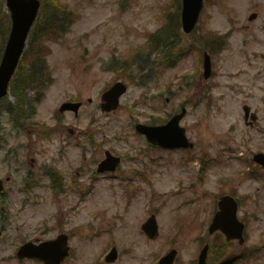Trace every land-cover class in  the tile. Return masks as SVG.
I'll return each mask as SVG.
<instances>
[{
  "label": "rangeland",
  "instance_id": "rangeland-1",
  "mask_svg": "<svg viewBox=\"0 0 264 264\" xmlns=\"http://www.w3.org/2000/svg\"><path fill=\"white\" fill-rule=\"evenodd\" d=\"M171 1L59 0L72 10L73 22L66 34L46 44L47 77L53 81L36 105L33 117L43 131L51 132L55 127V133L51 132L50 137L34 133L30 137L23 130L17 135L8 119L2 117L7 131L0 130L5 141L0 146V176L13 174L7 183V190H12L13 195L12 214L21 204L17 180L23 176L22 169L37 171L40 165H52L64 177L66 191L57 196L54 204L48 200L45 203L40 200L39 205L35 201L24 202L18 217L24 223L23 235L42 217L53 211L58 213L57 219L69 231L75 252L65 264L102 262L103 253L113 243L122 248L114 264H146L173 236L171 245L178 253L173 264H192L199 242L195 237L207 234L214 199L233 189L242 198L239 215L248 220L247 246L252 252V246L261 244L251 259L241 264H264V168H258L251 159L253 153L264 151V69L258 56L250 55L253 65L246 66L240 48L241 40L247 39L250 51L264 53V0H207L196 31L202 38L209 33L215 37L229 30L234 33L231 38L226 37L223 47L220 44L211 47L215 73L198 82L203 97L197 100L187 92L191 82L198 78V71L194 70L202 56L203 44L193 42L195 35L183 33L177 25V36L169 37L180 38L178 43L170 44L174 49L172 56L193 45L177 65L163 72L160 47L150 55L155 63L153 69L118 72L106 68L111 55H127L143 44L148 32L164 27L170 15L176 17L177 2ZM5 12L4 8L0 10V23ZM253 12L257 16L248 20ZM2 44L0 41V49ZM27 47L25 65L34 58L30 52L33 41ZM203 48L210 50V46ZM158 70L163 73L156 79ZM28 71L29 68L23 67L17 70V77L9 85L15 93H22L20 77L24 75L28 80ZM151 73L153 76L149 78L141 77ZM183 73L190 75L178 84ZM116 79L127 83V92L120 97L117 109L102 112L101 92ZM171 81L176 82L175 92ZM9 94V100H15L11 91ZM152 96L158 100H152ZM73 97L82 101L83 106L76 116L64 111L62 125L58 126L55 111L61 102ZM165 97H169L168 101ZM183 101L190 105L180 122L195 147L174 151L149 149L145 137L135 132L134 123H162ZM244 102L253 109L256 105L262 107L260 127L256 130L248 129L244 123L241 108ZM69 126L79 132L91 131L97 148L88 146L83 136L80 137L83 149L75 145L77 136H69ZM108 149L122 157L120 172L96 171V164ZM133 167L142 170L147 180L128 179L127 176L135 174ZM242 167L257 170L249 175L247 170L239 172ZM230 181L233 182L228 184ZM151 209L155 210L152 213H156L159 223V234L153 240L144 239L141 231ZM177 221L183 223L178 230ZM18 235L11 239L4 234L0 236V264H18L11 259ZM209 240L216 243L214 234ZM217 240L219 243L222 239ZM218 255L216 247L210 258Z\"/></svg>",
  "mask_w": 264,
  "mask_h": 264
},
{
  "label": "water",
  "instance_id": "water-1",
  "mask_svg": "<svg viewBox=\"0 0 264 264\" xmlns=\"http://www.w3.org/2000/svg\"><path fill=\"white\" fill-rule=\"evenodd\" d=\"M183 5L181 9V23L183 25V29L186 32H189L199 15V10L202 4V0H182ZM6 7L10 10L12 25L10 28V34L6 40L5 48L3 51V56L0 61V98L7 93V84L12 76L17 61L21 55V51L25 44V39L28 33V28L34 20V17L37 14L39 0H6ZM252 15L250 18H252ZM208 61V60H207ZM206 66V63H205ZM126 86L123 82L117 81L115 85L106 90V92L102 95V109L110 110L114 109L118 105V97L125 92ZM78 103L68 104L63 103L61 110L64 108H72L73 110H77ZM185 111L178 115H174L173 118L162 126H146L143 124L137 125V130L143 132L147 135L148 139L160 145H169V146H188L191 143H188L183 132V129L178 126V120L183 116ZM261 156V155H259ZM263 156V155H262ZM107 159L103 160L99 169L102 168H113L116 163L119 161V158L111 156L107 153ZM232 199V198H231ZM230 199V200H231ZM229 199H221L220 207L222 208L221 213L223 215L218 216L215 214L213 216V220L210 223L209 231L210 233L215 231L216 229H231L233 226L237 228H241L240 225H235V202L232 200V203L228 202ZM224 206H228L224 207ZM223 219H226L228 223H225ZM144 229L151 235L156 236L157 232V224L154 221V217L149 218L145 225ZM228 235V230H226ZM54 243V241H50ZM53 245V244H51ZM207 246H204L201 250V255L199 257V264H207L205 262ZM46 249H44V252ZM64 253V252H63ZM175 256V250H171L166 257L161 259V262L164 264H171L173 257ZM231 262L228 260H223L220 264H225Z\"/></svg>",
  "mask_w": 264,
  "mask_h": 264
},
{
  "label": "flooded vegetation",
  "instance_id": "flooded-vegetation-1",
  "mask_svg": "<svg viewBox=\"0 0 264 264\" xmlns=\"http://www.w3.org/2000/svg\"><path fill=\"white\" fill-rule=\"evenodd\" d=\"M246 45H247V43L241 42L240 48L241 49L246 48ZM261 57H263V54H261ZM262 61H264V57L262 58ZM255 109H256L258 119H257V121L254 122V124L248 125V126H250V127L254 126V129H258L259 128V122H260L259 113L262 110V107L260 105H256ZM33 169H32V171L27 170L24 172V175L22 176V183L20 184L19 191L26 192V191L33 189L36 191V193L40 194L41 200L47 199L48 197L52 198V195H54V194L51 193V186H50V182H49L48 173L41 170L40 175H39L40 180L35 181V179H39V177L37 176V172ZM7 177H9L8 180L6 179V181L8 182L11 180V176H7ZM25 181H28V183H26ZM1 195L3 196V200L5 201L6 204L2 203V205H0V236H2L3 234H5V235L12 234V236H13L14 234L18 233L22 229V227L16 223L15 215H13V217H11L10 205H11V198L13 195L10 194V190H3L1 192ZM47 232L49 234L48 238H55L56 236H58V234L61 232L59 223L58 222L52 223L51 228L46 227L44 230H41L38 227H35V229H33L30 234L25 235V238L22 239L20 241V243L25 242V240H31L35 243L39 242L41 240H45V238L43 236ZM218 237L222 238L221 235H218ZM244 241H245V236H244V240L241 242L240 241L238 242V240L225 241L224 244L227 245L228 253L227 254L222 253L221 258H223V256H230V255H233L235 253H240L241 258L238 261L234 262V264H239V262L245 261V259L247 257L248 258L251 257L250 246H245ZM222 243H223V240H221L217 245L218 248L221 250H222V245H224ZM234 244L237 245L238 247H234ZM15 260H17V262L20 264L26 263V262H31V261L36 262L38 264H43V262L39 259L15 258Z\"/></svg>",
  "mask_w": 264,
  "mask_h": 264
},
{
  "label": "trees",
  "instance_id": "trees-1",
  "mask_svg": "<svg viewBox=\"0 0 264 264\" xmlns=\"http://www.w3.org/2000/svg\"><path fill=\"white\" fill-rule=\"evenodd\" d=\"M3 2L4 0H0V10ZM41 8L43 10V14L42 16L37 17V21L31 29L32 31L34 30V40H36V43L39 44L38 48H41V40L43 38H59L60 34L66 31V24L72 19V17L66 13L65 7L59 2V0L44 1ZM6 16L7 14L5 13L3 18ZM168 23L173 25L175 23L179 24L178 19H174L171 16L168 18ZM171 28L172 26L169 25L168 28L163 30L160 35H166ZM4 35V27L0 26L1 42L3 41L2 39L5 38Z\"/></svg>",
  "mask_w": 264,
  "mask_h": 264
}]
</instances>
